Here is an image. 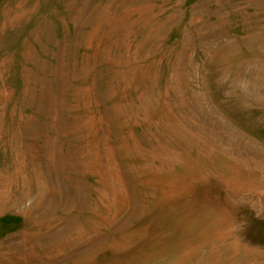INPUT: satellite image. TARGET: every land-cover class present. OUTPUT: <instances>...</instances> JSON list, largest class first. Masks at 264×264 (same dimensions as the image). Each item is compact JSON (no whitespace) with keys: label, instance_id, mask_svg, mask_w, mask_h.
Returning a JSON list of instances; mask_svg holds the SVG:
<instances>
[{"label":"rangeland","instance_id":"1","mask_svg":"<svg viewBox=\"0 0 264 264\" xmlns=\"http://www.w3.org/2000/svg\"><path fill=\"white\" fill-rule=\"evenodd\" d=\"M0 264H264V0H0Z\"/></svg>","mask_w":264,"mask_h":264}]
</instances>
